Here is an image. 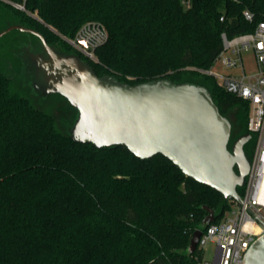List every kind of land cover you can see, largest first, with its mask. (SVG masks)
Here are the masks:
<instances>
[{"label":"trees","instance_id":"16d2710c","mask_svg":"<svg viewBox=\"0 0 264 264\" xmlns=\"http://www.w3.org/2000/svg\"><path fill=\"white\" fill-rule=\"evenodd\" d=\"M13 2L21 0H0V31L32 27L99 76L130 84L202 83L225 116L236 106L246 110L248 131L250 102L203 70L218 58L222 32L234 37L264 22V0ZM87 21L108 31L89 59L65 38ZM238 191L244 196V187ZM233 203L162 154L141 159L125 145L74 140L0 66V264H197L194 232L210 224V209L217 222Z\"/></svg>","mask_w":264,"mask_h":264},{"label":"water","instance_id":"95a60500","mask_svg":"<svg viewBox=\"0 0 264 264\" xmlns=\"http://www.w3.org/2000/svg\"><path fill=\"white\" fill-rule=\"evenodd\" d=\"M14 29L36 37V48L28 44L31 51L43 49L50 56L52 66L44 68L41 88L46 94L63 95L75 108L76 117L67 127L74 140L99 147L125 145L141 159L162 154L224 199L243 203L238 188L245 186L251 168L238 143L244 136L229 148L232 122L220 112L207 86L167 78L130 84L112 75L99 76L89 62L49 44L32 27L11 24L0 36ZM257 219L264 226V220ZM214 220L210 209L205 222ZM201 235V229L194 232L191 251ZM245 264H264V234L248 248Z\"/></svg>","mask_w":264,"mask_h":264},{"label":"built area","instance_id":"2783aa9c","mask_svg":"<svg viewBox=\"0 0 264 264\" xmlns=\"http://www.w3.org/2000/svg\"><path fill=\"white\" fill-rule=\"evenodd\" d=\"M23 1L25 0L17 3L20 8H24ZM183 3L185 7L190 6V0H183ZM244 14L248 20H252L249 11ZM221 37L223 48L217 59L228 68H240L241 73L216 76L212 67L203 72L217 79L219 77L227 91L250 102L248 130L256 136V143L244 186L243 203L234 200L236 207L230 213L202 230L197 245L202 254L210 241L216 244V248L212 260L202 257L197 264H245L248 248L264 234V226L257 219L260 217L264 220V194L261 192V178L264 173V22L252 32L234 37H228L226 32H222ZM107 40L108 31L103 23L87 21L70 39V43L94 58L96 48ZM250 50L256 58V71L248 74L243 64L242 52Z\"/></svg>","mask_w":264,"mask_h":264},{"label":"rangeland","instance_id":"374dc122","mask_svg":"<svg viewBox=\"0 0 264 264\" xmlns=\"http://www.w3.org/2000/svg\"><path fill=\"white\" fill-rule=\"evenodd\" d=\"M65 38L70 43L71 38ZM29 43L31 47L34 48L38 45L34 35L17 29L11 30L0 36V66L11 76L18 91L29 97L36 106L52 113L59 128L67 133V127L76 117V110L63 95L58 93L46 94L42 91L43 71L46 66H52V61L50 56L45 54L43 49L37 51L33 49L34 51H31V47L28 45ZM25 47L28 48L29 51L23 52ZM78 51L81 52L80 50ZM81 54L85 59L90 58L82 52ZM24 57L28 60L24 59ZM242 58L246 72L248 74L254 73L256 71V58L253 51H243ZM211 69L216 76L241 73L240 68H228L223 65L220 59L215 61ZM190 77H194L197 81L203 79V77L199 75H190ZM218 81L221 83L219 77ZM227 117L233 124V135L243 130L242 121L246 119L247 114L242 106L234 107V109L227 113ZM231 207L234 209L236 204L233 203ZM230 212L231 209L228 212L224 211L221 216H225ZM215 248L216 244L210 241L205 246L202 257L212 260Z\"/></svg>","mask_w":264,"mask_h":264},{"label":"flooded vegetation","instance_id":"af4514ba","mask_svg":"<svg viewBox=\"0 0 264 264\" xmlns=\"http://www.w3.org/2000/svg\"><path fill=\"white\" fill-rule=\"evenodd\" d=\"M241 136H244L238 143L240 145L243 144L244 150L246 151L247 157L250 162H252V156L255 150L256 136L250 132L249 130H241L238 131L235 135H233V124H232V134L229 142V148L231 149L234 142L238 140ZM237 144V146L239 145Z\"/></svg>","mask_w":264,"mask_h":264},{"label":"bare ground","instance_id":"6f19581e","mask_svg":"<svg viewBox=\"0 0 264 264\" xmlns=\"http://www.w3.org/2000/svg\"><path fill=\"white\" fill-rule=\"evenodd\" d=\"M261 192H263V194H264V173H263L262 178H261Z\"/></svg>","mask_w":264,"mask_h":264}]
</instances>
